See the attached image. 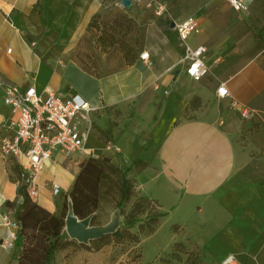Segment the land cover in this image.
<instances>
[{
	"label": "crops",
	"instance_id": "0c3cea01",
	"mask_svg": "<svg viewBox=\"0 0 264 264\" xmlns=\"http://www.w3.org/2000/svg\"><path fill=\"white\" fill-rule=\"evenodd\" d=\"M106 1L0 0V83L79 93L96 108L100 127L113 118L119 122L105 142L92 132L86 152L70 158L54 153L37 177L38 197L33 202L57 212L56 197L63 191L70 197L90 152L116 162H145L143 170L131 173L140 194L157 199L164 214L188 209L190 216L176 223L198 225L203 233L217 226L211 238L196 240L197 244L210 245L212 255L220 259L234 254L241 264H264V62L257 58L235 68L234 61L243 59L226 56L215 64L209 50L210 73L195 81L181 63L177 31L154 18L141 52L149 53L152 64L139 57L118 72L98 76L76 62L72 43ZM194 35L191 45H206L199 35L200 42L192 44ZM223 82L230 96L218 95ZM195 99L199 102L193 105ZM233 101L254 110V116L244 118ZM132 106L135 114L128 116ZM118 110L122 115L116 118ZM9 115L0 88V136ZM241 130L257 157L238 142ZM108 143L111 149H106ZM20 162L0 152V264H19L24 248L21 239L12 250L2 246L7 233L3 216H17L20 207ZM53 182L62 186L56 197ZM161 188L173 198L165 206L154 194ZM84 255L67 258L66 252L56 251L47 264H73ZM97 259L91 254L90 264Z\"/></svg>",
	"mask_w": 264,
	"mask_h": 264
},
{
	"label": "rangeland",
	"instance_id": "374dc122",
	"mask_svg": "<svg viewBox=\"0 0 264 264\" xmlns=\"http://www.w3.org/2000/svg\"><path fill=\"white\" fill-rule=\"evenodd\" d=\"M159 4L165 6L162 15L155 13ZM192 14L199 17L201 30L193 36L191 43H199L200 36L213 59L220 58V62L226 56L243 59L234 61L235 68L257 58L264 62V0H254L250 11L245 14L234 11L225 0H132L130 7L124 6L121 0H108L103 3L100 11L90 17L72 43L75 47L74 55L78 59L76 62L98 76L118 72L139 59L144 50L146 29L154 18L159 19L160 25L170 28L172 22H181ZM220 68L217 66V71ZM198 102L199 99H195L192 104ZM127 113L128 116L134 115L135 106L129 108ZM121 115L122 112L118 110L114 117ZM97 116L96 112L92 115L93 132L105 142L111 139L110 129L119 122L110 119L102 128ZM240 134L238 142L254 158L256 150L249 147L248 134L244 130ZM98 159L104 160L101 163L103 173L98 181V206L86 218L90 219V225L94 227L114 224V232L86 243L72 238L66 230V217L72 198L63 191L60 196H55L60 204L55 214L64 217L65 225L57 241L53 238L45 242L48 246L51 243L47 253L39 249L38 255L46 258L44 263L57 251L66 252L67 258L81 252L85 254L77 261L74 260L73 264H90L93 253L98 257L95 264H223L225 257L220 259L212 255L210 245L197 244L196 241L211 238L215 234L216 225L212 224V228L203 233L198 225L176 223L190 216L188 209L169 214L164 211V216L160 217L163 212L159 201L140 194L142 191L131 173L134 169L143 170L146 166L141 167L138 161L116 162L114 158L105 155ZM124 175L129 179L132 192L129 201L119 206L122 191L126 187L123 184ZM154 194L164 206L173 199L166 189H155ZM142 197L147 201L139 213H134L135 204ZM132 214L138 217L139 222L129 227L126 216ZM118 230L121 234L115 236ZM178 243L182 246H178Z\"/></svg>",
	"mask_w": 264,
	"mask_h": 264
},
{
	"label": "built area",
	"instance_id": "2783aa9c",
	"mask_svg": "<svg viewBox=\"0 0 264 264\" xmlns=\"http://www.w3.org/2000/svg\"><path fill=\"white\" fill-rule=\"evenodd\" d=\"M254 0H226L227 4L238 13H248ZM165 12V6L159 4L155 8L157 15ZM174 29L179 36V46L183 55L181 63L186 65L187 74L195 81L206 77L211 70L208 63L209 49L206 45L193 46L189 43L192 35L201 30L200 19L192 15L181 22H175ZM10 51V49H9ZM140 58L152 64L148 52ZM215 64L219 59L213 61ZM4 93V102L10 109V115L3 125L4 132L0 136V152L7 159H21L20 192L17 195V207L30 197H38L37 177L45 167L46 161L54 153L61 152L66 158L73 154L87 151V142L93 132L92 115L96 111L81 94L63 95L47 88L43 92L32 86L0 83ZM220 97L230 96L227 83L218 87ZM233 108L240 111L244 118L254 116L255 111L246 105L233 101ZM108 143L106 149H111ZM90 157H96L93 152ZM24 191L21 192V189ZM52 193L58 196L62 186L58 182L51 185ZM3 225L7 229L2 246L12 250L16 246L21 225L13 220L10 213L3 216ZM223 264H241L236 255L230 254Z\"/></svg>",
	"mask_w": 264,
	"mask_h": 264
},
{
	"label": "trees",
	"instance_id": "16d2710c",
	"mask_svg": "<svg viewBox=\"0 0 264 264\" xmlns=\"http://www.w3.org/2000/svg\"><path fill=\"white\" fill-rule=\"evenodd\" d=\"M100 157H89L81 165L80 173L78 174L73 189L70 193L74 213L80 219L86 218L94 212L98 206V181L102 176L103 167L101 163L104 160H99ZM142 166H146L145 162H139ZM17 168V167H16ZM124 190L122 191L119 206H122L126 201H129L132 186L129 184V179L124 175ZM24 188L21 189V192ZM147 199L142 197L137 201L134 207V213L140 211ZM121 212H123L121 210ZM17 216H12L13 220L18 222L21 227L18 232V240L24 238V248L19 259V264H47L44 263L45 257L38 255L39 249H43L47 253L50 245H45L53 238L55 241L59 239L61 231L65 225L64 217H59L55 213H50L33 202L30 197L25 198V202L19 207ZM164 216V213L159 215ZM127 225L129 227L136 225L139 222L138 217L134 214L126 216ZM121 231H116L115 236H119ZM178 246H182L178 243ZM55 249V247H53Z\"/></svg>",
	"mask_w": 264,
	"mask_h": 264
},
{
	"label": "water",
	"instance_id": "95a60500",
	"mask_svg": "<svg viewBox=\"0 0 264 264\" xmlns=\"http://www.w3.org/2000/svg\"><path fill=\"white\" fill-rule=\"evenodd\" d=\"M121 2L126 7L132 6V0H121ZM171 26L174 27L175 22H172ZM66 230L72 238L86 243L90 240L101 238L105 234L114 232L115 226L114 224H109L105 227L91 226L89 218L80 219L75 215L71 202L66 217Z\"/></svg>",
	"mask_w": 264,
	"mask_h": 264
}]
</instances>
